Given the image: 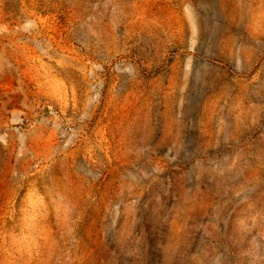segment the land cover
Returning <instances> with one entry per match:
<instances>
[{
    "label": "rangeland",
    "instance_id": "1",
    "mask_svg": "<svg viewBox=\"0 0 264 264\" xmlns=\"http://www.w3.org/2000/svg\"><path fill=\"white\" fill-rule=\"evenodd\" d=\"M0 264H264V0H0Z\"/></svg>",
    "mask_w": 264,
    "mask_h": 264
}]
</instances>
